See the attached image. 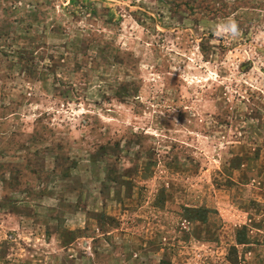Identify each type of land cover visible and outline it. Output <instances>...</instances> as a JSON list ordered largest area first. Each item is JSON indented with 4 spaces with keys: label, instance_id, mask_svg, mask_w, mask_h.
<instances>
[{
    "label": "rangeland",
    "instance_id": "obj_1",
    "mask_svg": "<svg viewBox=\"0 0 264 264\" xmlns=\"http://www.w3.org/2000/svg\"><path fill=\"white\" fill-rule=\"evenodd\" d=\"M0 264H264V0H0Z\"/></svg>",
    "mask_w": 264,
    "mask_h": 264
},
{
    "label": "clouds",
    "instance_id": "obj_2",
    "mask_svg": "<svg viewBox=\"0 0 264 264\" xmlns=\"http://www.w3.org/2000/svg\"><path fill=\"white\" fill-rule=\"evenodd\" d=\"M226 33L231 35L232 37H236L238 35V27L234 21H228L219 29L215 30V34L217 36H223Z\"/></svg>",
    "mask_w": 264,
    "mask_h": 264
}]
</instances>
